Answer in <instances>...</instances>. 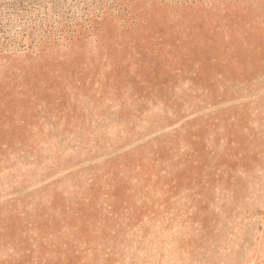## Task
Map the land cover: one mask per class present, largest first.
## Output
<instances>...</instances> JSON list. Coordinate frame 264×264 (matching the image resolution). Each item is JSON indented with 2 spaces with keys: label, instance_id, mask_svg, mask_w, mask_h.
Wrapping results in <instances>:
<instances>
[{
  "label": "rangeland",
  "instance_id": "rangeland-1",
  "mask_svg": "<svg viewBox=\"0 0 264 264\" xmlns=\"http://www.w3.org/2000/svg\"><path fill=\"white\" fill-rule=\"evenodd\" d=\"M0 264H264V0H0Z\"/></svg>",
  "mask_w": 264,
  "mask_h": 264
}]
</instances>
